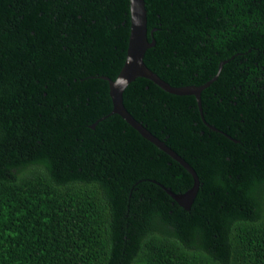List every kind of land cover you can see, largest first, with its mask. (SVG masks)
Instances as JSON below:
<instances>
[{
    "label": "trees",
    "instance_id": "1",
    "mask_svg": "<svg viewBox=\"0 0 264 264\" xmlns=\"http://www.w3.org/2000/svg\"><path fill=\"white\" fill-rule=\"evenodd\" d=\"M144 4L147 66L208 82L201 112L142 76L122 95L196 171L190 207L166 191L189 171L109 113L129 0H0V264H264V0Z\"/></svg>",
    "mask_w": 264,
    "mask_h": 264
},
{
    "label": "water",
    "instance_id": "2",
    "mask_svg": "<svg viewBox=\"0 0 264 264\" xmlns=\"http://www.w3.org/2000/svg\"><path fill=\"white\" fill-rule=\"evenodd\" d=\"M129 14V34L124 61L114 78L105 76L106 80L108 81V92L112 102V108L109 113L120 114L143 137L153 142L156 146L176 159L189 171V173L192 175L193 183L188 189L182 192H174L173 190L166 188V191L179 205H181L185 209H188L197 192L199 184L196 171L174 149L165 144L163 140L154 135L140 121L134 118V116L124 106L122 95L124 88L128 85V83H130L136 77L142 76L149 78L162 89L168 92L176 94H193L196 98L199 110L201 112L200 91L205 85L208 84V82L202 85H172L165 79L161 78L151 68H149L145 63L143 57L146 49L149 46L153 45L154 41L149 40L147 36V19L144 0H129ZM221 65L222 62H220L219 64V69ZM215 77L216 75L213 78Z\"/></svg>",
    "mask_w": 264,
    "mask_h": 264
}]
</instances>
